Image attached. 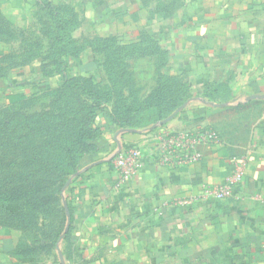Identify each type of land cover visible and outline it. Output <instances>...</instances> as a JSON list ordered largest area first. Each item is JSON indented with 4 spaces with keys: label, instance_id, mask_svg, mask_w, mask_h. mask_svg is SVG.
<instances>
[{
    "label": "crops",
    "instance_id": "0c3cea01",
    "mask_svg": "<svg viewBox=\"0 0 264 264\" xmlns=\"http://www.w3.org/2000/svg\"><path fill=\"white\" fill-rule=\"evenodd\" d=\"M47 7L78 21L66 74L104 73L107 39L150 42V53L124 59L140 78L136 100L153 92L159 74L188 94L149 124L123 128L99 115L102 148L66 183L55 264H264V0H0L1 101L36 81L54 28ZM206 130L217 139L197 145L198 161L160 163L163 131ZM123 148L138 151L140 166L120 183L108 156ZM233 160L242 163L241 182L223 199L203 196L232 173ZM17 240L0 227V264H35L18 256Z\"/></svg>",
    "mask_w": 264,
    "mask_h": 264
},
{
    "label": "rangeland",
    "instance_id": "374dc122",
    "mask_svg": "<svg viewBox=\"0 0 264 264\" xmlns=\"http://www.w3.org/2000/svg\"><path fill=\"white\" fill-rule=\"evenodd\" d=\"M122 77L116 81L115 75L106 72L91 77L37 75L35 83L20 90L17 99L0 100V227L17 234L16 252L22 260L35 264L59 260L67 181L58 178L54 166L60 155H70L92 134L74 119L71 98L88 105L95 88L107 97L93 127L101 128L98 117L103 113L111 121L116 111L130 120L154 112L152 107L131 105V97L138 101L132 90L137 79L129 71ZM37 116L48 117L57 129L46 132L24 125Z\"/></svg>",
    "mask_w": 264,
    "mask_h": 264
},
{
    "label": "trees",
    "instance_id": "16d2710c",
    "mask_svg": "<svg viewBox=\"0 0 264 264\" xmlns=\"http://www.w3.org/2000/svg\"><path fill=\"white\" fill-rule=\"evenodd\" d=\"M49 15L51 16L52 23L54 25L53 30H46L45 35L48 39V54L43 57L40 64V71L38 76L45 78L54 75V73L66 76L68 56L77 54V47L71 39L72 31L77 27V19L67 12L66 17H63V13L56 7H47ZM103 51L105 53L104 70L109 75H115V80L123 79L122 75L127 72L124 59L126 57L135 56L140 53L148 51L149 53L154 49L151 43H148L147 48H140L136 44L127 45H115L111 40H105L103 43ZM154 46V45H153ZM166 63L164 57L161 56V66ZM53 66V68H49ZM83 77V76H79ZM91 91V97L93 101L84 105V103L77 101L74 98L72 100V115L78 124L84 129L89 127L92 134L88 140H83V143L76 146L71 150L70 155L58 158V164L54 166L57 171L58 178L62 177L66 182L73 174H75L91 157L102 148L101 143V128L93 127L98 116V108L102 107L106 102L107 97L102 95L98 89ZM111 91L114 92L111 87ZM19 92L14 93L8 97V101L12 102L17 99ZM188 98L187 89L185 84L177 79L166 78L164 75L159 74L157 87L153 92L142 101H131V105L142 104L144 107H152L154 112L147 115L135 117L130 120L126 117H122L118 114L119 111L113 112L111 122L119 127H136L141 122L149 124L161 119L163 116L173 111L175 108L182 105ZM152 114V115H151ZM155 114V115H153ZM148 122V123H147ZM52 121L46 116H37L25 121L24 125H28L32 128L41 127L43 131L49 132L57 129L51 124ZM90 140V141H89ZM87 141H89L87 143Z\"/></svg>",
    "mask_w": 264,
    "mask_h": 264
},
{
    "label": "built area",
    "instance_id": "2783aa9c",
    "mask_svg": "<svg viewBox=\"0 0 264 264\" xmlns=\"http://www.w3.org/2000/svg\"><path fill=\"white\" fill-rule=\"evenodd\" d=\"M216 135L211 130L198 133H173L163 131L160 135V142L157 148V154L161 164L180 165L196 162L201 154L197 145L201 143H211L216 140ZM119 177V182L127 181L139 168V153L132 149H119L108 156ZM233 171L224 181L216 187H203V196L213 197L215 199L225 198L232 187L237 186L243 178L242 163L233 160ZM264 203V197L261 198Z\"/></svg>",
    "mask_w": 264,
    "mask_h": 264
},
{
    "label": "water",
    "instance_id": "95a60500",
    "mask_svg": "<svg viewBox=\"0 0 264 264\" xmlns=\"http://www.w3.org/2000/svg\"><path fill=\"white\" fill-rule=\"evenodd\" d=\"M58 256H59V259H61L62 258V256H61V252H60V250L58 249Z\"/></svg>",
    "mask_w": 264,
    "mask_h": 264
}]
</instances>
